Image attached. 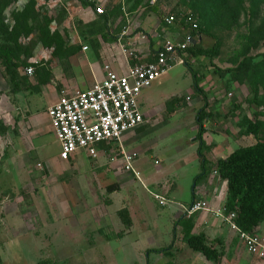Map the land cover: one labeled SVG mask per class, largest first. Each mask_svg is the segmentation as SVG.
I'll use <instances>...</instances> for the list:
<instances>
[{
	"label": "rangeland",
	"instance_id": "rangeland-1",
	"mask_svg": "<svg viewBox=\"0 0 264 264\" xmlns=\"http://www.w3.org/2000/svg\"><path fill=\"white\" fill-rule=\"evenodd\" d=\"M86 1L92 5L77 0H0V45L12 49L19 77V92L13 94L0 65V264H211L181 241L180 230L174 228L177 215H168L170 209H162L146 183L138 182L142 177L135 163L132 166L138 177L124 171L118 146H108L95 159L75 156L67 162L59 160L58 144L47 131L46 109L62 97L94 85L90 58L101 66L113 57L116 70H121L123 61L116 47L121 33H142L155 44L159 40L155 42L154 32L162 35L164 16L181 20L192 14L198 27L208 32L200 43L210 47L212 37L219 40V55L210 59L184 54L182 65L174 66L151 86L155 96L143 104L145 124L137 130L160 127L151 137L156 150L150 156L144 141L125 150L137 154L136 161L144 170L164 169L166 177L174 176L175 193L186 201L201 169L190 163L197 158L195 119L203 106L201 97L191 98L193 72L200 77L208 99L205 113L210 115L209 122H203L206 132L227 129L228 121L220 123L218 117L236 112L238 119L247 114L263 123L259 140L264 141V0ZM98 6L107 14L103 33V19L93 12ZM173 29L167 33L178 31ZM103 35L106 39H101L100 46ZM84 46L89 47L86 55ZM244 58L252 59L255 71L238 84L227 70ZM29 67L31 75L26 74ZM251 86L257 100L249 103L254 95ZM235 106L239 109L234 110ZM31 120L38 125L34 133L36 142L42 143V153L34 140L10 149L5 134L9 131L13 139L18 137L20 126L30 132ZM168 127L179 130L166 135ZM228 129L235 142L231 152L247 147L240 131ZM248 140L257 142L253 137ZM4 158L9 160L10 172L2 177ZM214 177L206 182L217 186L220 197L221 181ZM107 188L112 192L106 193ZM106 200L110 206L105 205ZM125 205L132 215L127 231L117 215ZM227 227L236 237L227 239L221 264H264V252L249 253L237 232ZM126 232L132 236L126 238ZM16 233L19 239L11 243L9 239ZM257 236L264 247V222Z\"/></svg>",
	"mask_w": 264,
	"mask_h": 264
},
{
	"label": "built area",
	"instance_id": "built-area-1",
	"mask_svg": "<svg viewBox=\"0 0 264 264\" xmlns=\"http://www.w3.org/2000/svg\"><path fill=\"white\" fill-rule=\"evenodd\" d=\"M93 12L95 16L105 14L102 6L94 8ZM161 27L165 33L169 28H177L175 38L168 39L155 31V42L159 41L145 51L136 49L135 46L149 45L147 36L142 33L134 36L121 33L118 43L125 69L117 71L111 64L104 63L101 67L102 78L95 81L93 86L74 91L46 109L51 132L58 144L59 160L67 162L78 153L95 159L101 146L115 144L121 150L124 171L138 177L132 166L137 154L126 152L121 145V139L124 134L145 124L141 105L142 93L174 66L182 65L186 49L198 40V36L192 35L198 28L192 14L183 16L181 20L173 15L164 16ZM123 39L127 40L121 44ZM87 50L86 46L82 48L83 52ZM32 71L29 67L26 74L31 75ZM154 199L161 206L166 204V201L158 196H154ZM182 210L186 217L210 212L208 203L201 199L193 200L187 207H182ZM213 214L237 232L249 253L264 252L257 235H247L236 228L234 214L225 216L223 209Z\"/></svg>",
	"mask_w": 264,
	"mask_h": 264
},
{
	"label": "trees",
	"instance_id": "trees-1",
	"mask_svg": "<svg viewBox=\"0 0 264 264\" xmlns=\"http://www.w3.org/2000/svg\"><path fill=\"white\" fill-rule=\"evenodd\" d=\"M84 6L92 5L86 0H77ZM103 19V27L101 26V33L104 32V27L107 21V14L98 16ZM193 36H208L207 30L198 27ZM101 39H106L105 35L100 36ZM213 43L210 47H203L201 43H197L186 49L185 53L191 57H210L214 59L219 55L220 41L213 38ZM251 58H244L239 64L233 68L228 69L233 75V80L238 84H243V76H252L255 71V66L251 63ZM0 65L7 76L12 93L19 92V77L18 64L15 60V55L12 49L6 45H0ZM217 72L222 73L220 69ZM193 81V95L192 100L201 97L203 106L198 112L195 124L197 126V157L201 167V174L196 177L195 185L200 182L208 173L206 167L208 163L205 160L203 152L208 149L202 141V134L204 132L203 122L206 121L210 115L205 113L207 108V95L200 87L201 79L197 77L195 72L192 73ZM253 99L249 101L255 102L257 100V93L251 86ZM239 106H235L234 110H238ZM240 128L244 129V134L251 135L257 142L248 147H242L234 150L225 159L217 160L215 169L218 173L219 179L226 182V199L223 205V212L225 216L234 214V224L236 228L247 235H257L259 226L264 222V141L259 140V135L263 128V123L255 118L254 121H249L246 117L241 118ZM112 192L107 188L106 193ZM105 205L110 206V201H105ZM121 219V223L125 228H130L131 220L126 209H121L117 212ZM182 229V242L185 243L188 249L192 252L201 255L207 262L211 264H221L223 258V250H217L209 245L203 234L193 235L192 219L181 217L177 222ZM219 242V241H218ZM220 244V243H219ZM158 252V251H157ZM163 252V251H159ZM40 264V263H38Z\"/></svg>",
	"mask_w": 264,
	"mask_h": 264
},
{
	"label": "crops",
	"instance_id": "crops-1",
	"mask_svg": "<svg viewBox=\"0 0 264 264\" xmlns=\"http://www.w3.org/2000/svg\"><path fill=\"white\" fill-rule=\"evenodd\" d=\"M168 30L174 31L173 28H169ZM161 32H162V35H164V37H167L168 39H174L175 38L174 33H167V32L165 33L164 29H162ZM119 39H120V37H119ZM127 39H129V37H127ZM127 39L121 40L120 41L121 44H124V42ZM201 39L202 38H200L198 36V40H197L196 44L200 43ZM96 42H94V43H96ZM98 42H100L99 45L101 46V37H100V40ZM118 42H119V40H118ZM153 45H154L153 42H152V44H149V45L138 44L135 46V48L142 50V51H145L147 48L151 49L153 47ZM86 47H88V46H86ZM116 47H117V52H119V54L121 56L120 49H119V43ZM88 51H89V47H88V50L86 52H83V51L82 52H83V54L86 55V53H88ZM121 59L123 61L122 57H121ZM114 61L115 60L113 59V57H111V58L107 59L106 63L111 64L113 69H117L118 67L116 68V62H114ZM89 63H90L89 68L94 71V76L96 78V81H97L98 77H100L99 78V80H100L102 78V73H101L102 65L99 66L97 64V62H95L91 58L89 60ZM122 63H123V65H122L121 69L124 70L125 69V66H124L125 63H124V61ZM99 74H100V76H99ZM85 89H87V88H85ZM154 96H155V93H153L151 91V88L146 90L141 96L142 107H143V104H145L146 102L152 101ZM196 99L197 98H195L194 100H196ZM234 114H235V117L231 118V115H234ZM143 115H144V112H143ZM236 115H237L236 112H233V113L230 112L226 115H222V116L218 117V120L220 123L223 121L224 122L228 121V123L226 125L227 129H223V131H214L213 133L206 132L207 128L204 126L205 123L203 124L204 132L202 134V141L204 142L205 146L208 147V149L206 150L207 152L204 155L205 160L208 163V165L206 167L208 173L200 182H198L193 187L192 191H190V198L188 197L189 200L187 199L185 201L183 199H180L176 195V193H175L176 184L174 182V180H175L174 176H172L171 178H169V176L166 177L167 172H164V169L159 170L158 168L157 169L154 168V169L150 170V168H148V169L144 170L143 167L141 166L140 161H138V162L136 160H135L136 162L134 161V163H135L134 166L140 170V174L142 177V180L139 179L140 181H138V180L137 181L142 182V183L144 181L146 183L145 187L148 188L149 192L152 194L151 197H153V199H154V196H158V197H160L166 201L165 205L161 206V205H159V203H158V205L162 209H165V208L167 210L170 209L168 211V215H171V214L177 215L174 228L180 230L179 233H180L181 241H182V229L179 225L176 224V222L181 217L184 216L182 207H187L195 199L205 200L208 203L210 212H200V213H197L191 217H186V216H184V217L186 219H190V218L192 219V223H193L192 234L193 235L203 234L209 245L216 248L217 250H220V249L223 250V258L225 256L223 247L226 245L227 239L231 240L232 238H235L236 236H235L234 232L230 231V229L227 227V224L225 222L224 223L226 225L223 224V221L220 218L215 217L213 214V212L220 210V209H223V205H224L225 199H226V182L221 181L219 179L218 173L215 169V163L217 160L225 159L229 154H231L233 152V151L231 152V149H232L231 146H232V144L235 143L233 141V136H232L233 132L230 131L228 128L232 127L233 129H236L237 132L240 131L241 133H239V137H241V139H243L242 143L244 141V145H246L247 147H248V145L252 146L255 144V142H252V140L246 141V139H249L252 136L244 134V129L240 128V126H241L240 124H242V123H240L242 117H246L249 121H254V120L247 114L242 115L241 118H239V119L236 117ZM207 121L209 122V118L206 120V122ZM234 122H236V123H234ZM20 128H22L23 131H20L21 130ZM37 128H38L37 123L34 122L33 120H31L30 125H29V130H31L30 132H28L24 126H20L18 131H17L18 137L13 139V137H12L13 133H10L8 131L5 134L6 135L5 137L10 144V149H14L17 146V144H19L20 142L22 143L23 141H26V140H28V141L34 140V142L37 144L38 151L39 152L42 151L43 150L42 149V147H43L42 143L36 142L37 138H35L36 133H34V130H36ZM159 129H160V127H148V128L143 129V130H137L136 129V130L130 131V132L123 135V137L121 139V145H122L124 150L128 151L127 149L133 150L136 146L140 145L141 141H144L146 143L145 151L147 153H149L151 156L153 150L154 149L156 150V148H154V145H153V142H155V139H153L151 137L155 133L159 132ZM167 130H169V131L166 133V135L169 134V132L172 133V130H173V132H175L176 130H179V129L174 128V127H172V129H171V127H168ZM47 131L51 132V126H50V129H48ZM47 131H45V132H47ZM148 139H151L150 142L147 141ZM193 140L194 139H190L189 142H192ZM0 141H1V138H0ZM197 144H198V142H197ZM111 145L113 146L115 144H111ZM108 146H110V145H108ZM108 146H101L98 149V155L100 153H102L104 151V149L107 148ZM115 146H117V145H115ZM40 153H42V152H40ZM75 156H80V157L84 156L86 158H89L84 153H78L72 157H75ZM143 162L146 163L147 162L146 159H144ZM192 162H193V164L195 163L196 168H197V166L200 168L198 157L196 159H194V158L191 159L190 163L192 164ZM9 165H10L9 160H7L6 158L1 160L2 168L6 167V169H2V171H3L1 174L2 177L5 176L6 174H9V172H10ZM201 173L202 172L200 169V172H197L196 176H199ZM214 176H217V180L221 181V183H220L221 188L219 191L220 197L217 196V192H218L217 186L212 182L209 184L206 182L207 180H209L208 177H210L211 179L216 178ZM162 177H166V178H162ZM133 178L135 179L134 176H133ZM158 180L160 181V183H158ZM194 184H195V182H194ZM186 204H188V205L186 206ZM167 207H169V208H167ZM121 209L127 210L128 214H129V218L131 220V226H132V215L130 213V208L127 205H125V207L121 208ZM131 226H130V228H131ZM121 227L124 228L123 230H125V231H127V229L129 230V228H125L122 225V223H121ZM130 234H131L130 232H126V234H125L126 238H128L129 236H132ZM17 235L18 234L16 233L13 237H10L9 241L12 243V240L14 238L19 239ZM220 239L223 240L224 244L222 243V240H220ZM20 240H22V237ZM31 240L32 241L36 240V238L31 237ZM223 258H222V261H223Z\"/></svg>",
	"mask_w": 264,
	"mask_h": 264
}]
</instances>
